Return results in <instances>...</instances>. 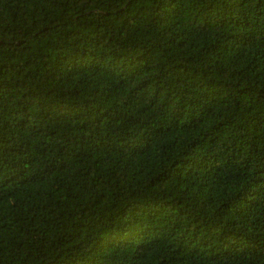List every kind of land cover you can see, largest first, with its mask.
<instances>
[{
	"label": "trees",
	"instance_id": "trees-1",
	"mask_svg": "<svg viewBox=\"0 0 264 264\" xmlns=\"http://www.w3.org/2000/svg\"><path fill=\"white\" fill-rule=\"evenodd\" d=\"M0 264H264V0H0Z\"/></svg>",
	"mask_w": 264,
	"mask_h": 264
}]
</instances>
